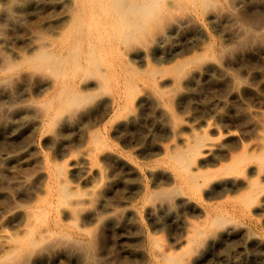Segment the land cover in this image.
Returning a JSON list of instances; mask_svg holds the SVG:
<instances>
[{"label": "bare ground", "instance_id": "obj_1", "mask_svg": "<svg viewBox=\"0 0 264 264\" xmlns=\"http://www.w3.org/2000/svg\"><path fill=\"white\" fill-rule=\"evenodd\" d=\"M40 1L41 9L29 12ZM217 1L0 0V44L6 48L1 81L43 80L39 94L27 103L41 133L76 115L98 95L110 118L103 128L115 133L131 127L135 102L151 95L171 119L165 104L172 93L159 76L168 73L174 83L188 81L196 72L192 65L216 59L217 50L209 44L167 68L148 63L142 69L133 60L142 57L148 35L175 10L201 12ZM44 8L59 9L61 15L55 21L46 19ZM251 34L262 37L264 27ZM22 40L29 41L26 48L13 49L11 44ZM214 59L206 60L198 72L207 66L222 70ZM147 84L150 94L144 90ZM169 126L175 138L160 147L159 160L168 170L134 168V186L116 204L108 189L98 188L104 174L94 163L100 155L118 158L100 129H82L81 156L56 160L37 154L39 191L25 206L12 207L19 224L0 230V264H53L59 253L76 264H203L220 254L217 242L242 225L246 239L264 242L254 230L264 233V135L224 149L207 131L192 125L179 131L174 122ZM144 172L155 179L165 173L169 183L155 180L147 185ZM72 176L90 185L74 183ZM141 214L151 229L136 226ZM246 222L255 228L246 229ZM164 227L169 232L166 241L156 236ZM109 236L114 245L102 250Z\"/></svg>", "mask_w": 264, "mask_h": 264}, {"label": "rangeland", "instance_id": "obj_2", "mask_svg": "<svg viewBox=\"0 0 264 264\" xmlns=\"http://www.w3.org/2000/svg\"><path fill=\"white\" fill-rule=\"evenodd\" d=\"M41 2L29 12L39 11ZM45 9L46 19L55 21L61 15L59 9ZM260 27H264V0H219L201 12L175 10L161 27L148 35L142 57L133 63L142 69L148 63L167 68L213 44L218 53L213 59L222 70L207 66L198 72L199 66L213 60L210 58L192 65L196 72L188 81L183 78L181 83H174L173 76L162 74L158 81L172 93L171 102L165 104L172 120L161 113L151 95L135 102L130 114L133 124L118 133L103 128V122L110 118L99 104V95L76 115L59 121L52 131L41 133L33 109L27 103L33 95L39 94L43 80L33 77L12 82L0 78V230L16 228L19 218L12 207L25 206L39 191L41 174L37 154L42 156L44 153L56 160L71 158L75 154L81 156L82 129L88 125L103 131L118 156L107 160L100 155L99 161L94 163V167L104 174L98 188L108 189L110 201L114 204L126 199L134 186V168L141 171L168 170L159 162L162 156L160 147L174 141L175 136L169 129L173 122L179 131L185 125L207 131L224 149L262 137L264 35L260 38L251 34L254 28ZM27 43L29 41L22 40L11 45L13 49H23ZM4 51L6 48L0 44V62ZM144 88L145 93L150 94L148 84ZM155 180L159 185L169 183L165 173H158L155 179L144 172L143 183L153 186ZM72 181L79 183L76 176H72ZM79 184L83 187L90 185ZM213 200L216 199H209ZM136 226L151 229L144 214L136 219ZM247 226L255 228V223L246 222L244 227L247 229ZM242 227L234 229L229 238H221L215 247L220 254L207 257L203 264H264V242L246 239ZM254 230L264 238L258 227ZM221 231L217 230L218 236ZM156 236L166 241L168 229L162 228ZM110 237L102 250L113 247L114 241ZM70 259L59 253L53 264H76Z\"/></svg>", "mask_w": 264, "mask_h": 264}]
</instances>
